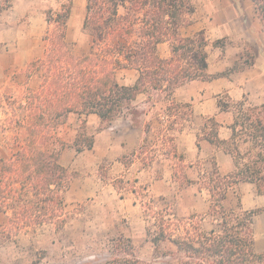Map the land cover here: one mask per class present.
I'll use <instances>...</instances> for the list:
<instances>
[{
    "label": "trees",
    "instance_id": "16d2710c",
    "mask_svg": "<svg viewBox=\"0 0 264 264\" xmlns=\"http://www.w3.org/2000/svg\"><path fill=\"white\" fill-rule=\"evenodd\" d=\"M253 2L263 8L259 0ZM193 12L191 0H86L82 31L89 37V51L80 56L66 40L70 7L48 17L52 29L44 39L43 58L30 64L31 73L43 74L39 89L29 92L23 106L19 121L24 122V137H15L8 158L0 154V237L12 240L47 226L57 231L64 227L70 176L58 162L65 144L55 136L64 116L94 114L104 123L127 116L137 126L139 95L151 90L169 97L176 87L204 78L203 33L179 35ZM164 42L171 47L168 59L156 55L157 45ZM123 69L138 72L134 85L118 82L117 72ZM219 105L226 110L231 104ZM231 106L232 134L221 144L234 160L235 173L216 175L211 196L218 199L210 202L207 217L179 220L167 205L148 208L146 239L166 264H264V252L254 249L253 218L260 211L223 205L226 191L238 182L254 184L264 196V104ZM238 141L248 145L243 153ZM118 242L129 257L120 264H150L134 255L129 240Z\"/></svg>",
    "mask_w": 264,
    "mask_h": 264
},
{
    "label": "crops",
    "instance_id": "0c3cea01",
    "mask_svg": "<svg viewBox=\"0 0 264 264\" xmlns=\"http://www.w3.org/2000/svg\"><path fill=\"white\" fill-rule=\"evenodd\" d=\"M24 1L28 0H12L4 14L12 19L33 14L31 5L21 7ZM71 2L72 12L78 7L84 19L86 0L85 3L84 0ZM191 3L194 8L191 23L181 27L179 35L192 37L203 33L207 64L204 78L176 87L164 99L169 105L178 107L170 116L173 131L177 132L173 135L172 147L174 155L181 156L182 163L186 165L183 172L186 185L182 187L173 177L171 161L160 150L156 151L154 158L146 159L150 163L144 165L143 158L152 153L150 150L154 146L150 137H146L150 134L146 131L147 124L134 126L127 116L117 117L104 125L97 115H83L86 125L94 129L91 147L78 152L74 144L65 145L60 153L58 162L64 168L88 153H92L96 163H112L113 178L107 186L97 175L80 178L71 184V195L68 194L74 201L106 195L112 205L117 206L116 217L125 218L124 227L121 229L119 226L112 236L124 235L130 240L137 228L141 238L145 237L146 227L136 200L137 190L141 187L149 196L175 203V211L181 216L207 217L210 202L197 188L200 175L210 172L211 175L227 177L235 173L234 160L221 144L229 141L232 134L234 109L231 105L243 102L249 107H257L264 104V0H259L262 9H258L253 0H191ZM30 14L28 17H33ZM156 55L160 59H168L170 43L158 44ZM137 78L138 72L132 69L117 72L118 82L125 86L134 85ZM143 95H139L136 101ZM220 101L231 105L222 110ZM155 107L147 112L137 109L142 112L140 117L147 118L157 109ZM155 114L157 120L155 118L154 121L160 124L169 118L164 109L158 108ZM71 115L76 114L68 116ZM147 122L150 126V121ZM60 140L63 142L65 139ZM144 144L148 150L142 152ZM124 159L128 160L127 164H124ZM115 181H119L122 187L115 188ZM223 205L246 212L259 210L253 223L255 218L264 222V196L256 193L252 183L234 184L226 191Z\"/></svg>",
    "mask_w": 264,
    "mask_h": 264
},
{
    "label": "rangeland",
    "instance_id": "374dc122",
    "mask_svg": "<svg viewBox=\"0 0 264 264\" xmlns=\"http://www.w3.org/2000/svg\"><path fill=\"white\" fill-rule=\"evenodd\" d=\"M71 1L28 0L26 3L24 1L21 7L31 5L33 14L28 13L26 17L12 19L8 14H4L12 0H0V154L6 158L10 156L15 137H24L25 130L22 128L24 122L19 120L25 115L23 109L25 100L29 92H36L42 83L43 72L31 73L30 64L43 58L46 49L44 39L48 31L52 29L46 21L48 17L54 18L56 14L69 6L66 40L76 56L89 51V37L82 31L83 16L81 17L78 7L75 12L74 10L72 12ZM29 14L33 17H28ZM164 99H166V93L148 90L135 102V105L144 112L150 111L156 103L155 108L164 109V113L169 117L167 122H161V124L154 121L157 111L155 109L153 113L151 112L152 116L150 114L147 118L137 119L138 126L144 122L147 124L146 131L150 134L146 137H150L154 145L150 150L152 153H148L143 158V162L144 165L150 163L146 159L154 158L156 151L160 150V153L170 159L169 165L172 167L173 177L183 187L186 185L183 179L186 165L182 163L181 156L174 155L172 139L177 132L173 131L174 127L170 118L178 107L169 105L164 102ZM247 107L249 106L245 105L244 109ZM148 120L151 123L150 126ZM177 128L175 130H178ZM93 131L94 129L86 125L83 115H66L61 119V124L56 127L55 136L62 140L64 138L65 145L74 144L76 149H85L92 143ZM238 145L242 153L248 146L239 141ZM145 150L148 149L144 144L142 152ZM91 154H83L66 168L70 183L64 194L67 215L64 227L57 231L52 226H47L35 232L21 234L12 240L0 237V264H120L119 262H123V259H129L124 252L125 245L118 244V241L125 242L129 239L124 235L112 236L119 226L122 229L125 225V218L118 219L115 215V211H118L117 206L112 205L106 195L92 196L81 201L69 198L71 184L80 178L97 175L105 186L113 178L112 163L109 161L96 163ZM123 162L127 164L128 160L124 159ZM217 181L216 175L204 172L197 182L198 190L209 202L218 199L216 195L213 198L211 196V187H214ZM114 186L122 187L119 181H115ZM213 191L216 193L217 188ZM137 192L136 200L140 206L145 227L147 226L146 218L148 219L151 215L149 207L156 210L167 205L177 219L187 218L176 213L175 203L149 196L142 187ZM207 227L209 228V225ZM253 232L255 251L264 252V222L261 219H254ZM129 241L132 252L141 261L150 264H166L165 259L156 258L159 255H156L146 235L141 238L137 228L134 231V238Z\"/></svg>",
    "mask_w": 264,
    "mask_h": 264
}]
</instances>
